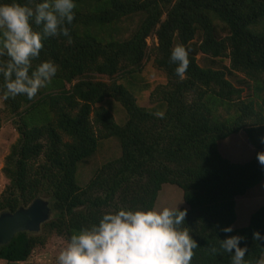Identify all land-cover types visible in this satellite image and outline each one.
<instances>
[{
    "label": "trees",
    "instance_id": "1",
    "mask_svg": "<svg viewBox=\"0 0 264 264\" xmlns=\"http://www.w3.org/2000/svg\"><path fill=\"white\" fill-rule=\"evenodd\" d=\"M12 2L43 0H0ZM74 2L72 43L45 37L32 62V70L46 60L57 65L50 83L32 99L5 100L0 75V121L9 116L18 132L4 157L0 213L37 197L51 209L37 232L0 245V260L24 262L54 237L66 244L106 212L154 208L161 186L171 184L187 213L180 227L198 246L191 264H231L220 247L229 236L243 237L239 246L254 264L264 254V240L253 239L264 236V204L246 226L221 229L236 218V197L264 176L256 158L264 152V0ZM176 44L189 54L183 79L170 60ZM239 131L254 148L243 162L221 148Z\"/></svg>",
    "mask_w": 264,
    "mask_h": 264
},
{
    "label": "clouds",
    "instance_id": "2",
    "mask_svg": "<svg viewBox=\"0 0 264 264\" xmlns=\"http://www.w3.org/2000/svg\"><path fill=\"white\" fill-rule=\"evenodd\" d=\"M75 8L74 0H43L34 7L18 2L0 4V57L7 58L6 62H0V75L6 89L3 97L5 100L18 95L32 99L51 82L57 73V65L52 60H46L32 70V62L39 59L45 37L64 36L68 38L69 44L72 43L66 25L73 22ZM33 22L36 26H42V32L34 30ZM188 55L182 44H176L171 51L170 60L178 65L175 72L181 79L185 78L189 67ZM155 115L161 119L164 117L163 112ZM261 142H264V137H261ZM256 158L264 166V152H258ZM186 214V210L177 207L135 210L119 208L106 212L97 224L74 229L56 257V262L191 264L193 249L198 246L188 228L180 227L184 224ZM221 230L231 232L232 228L229 226ZM242 239L240 236H229L220 241L223 251L232 254L231 264H253L245 260L247 248L239 246ZM253 239L264 240V236L253 232ZM210 251L216 254L218 249L212 246ZM29 258L26 261L29 262ZM254 264H264V256Z\"/></svg>",
    "mask_w": 264,
    "mask_h": 264
},
{
    "label": "rangeland",
    "instance_id": "3",
    "mask_svg": "<svg viewBox=\"0 0 264 264\" xmlns=\"http://www.w3.org/2000/svg\"><path fill=\"white\" fill-rule=\"evenodd\" d=\"M147 43H150V39H147ZM201 57L202 55H197L198 64H202L200 62ZM96 79L108 80L104 76H97ZM2 101L3 100L0 96V109ZM111 107L112 112L114 113L117 106L111 104ZM5 117H1L0 121V191L7 183V179L2 172L4 157L8 154L9 146L16 140L18 134L12 122V118H9V116ZM221 148H223L224 153L221 151L223 156H226V151L227 153H231L236 161L238 160L240 162L250 160L254 153V148L247 143L246 133L242 131H239L237 134L223 142ZM80 173L81 178H83V181L86 182L87 179L85 177V170L81 169ZM235 202L236 218L231 224L232 229L246 226L248 224L250 214L259 206L264 204V176L257 185L248 189L246 194L237 196ZM182 206H184V202L182 200V192L180 188L176 185L163 184L158 192L154 208H179ZM64 246L65 243L59 237H54L45 248L37 250L35 255L30 256L29 262L32 264H57L56 257ZM262 256H264V254ZM0 264H4V262L0 260Z\"/></svg>",
    "mask_w": 264,
    "mask_h": 264
},
{
    "label": "water",
    "instance_id": "4",
    "mask_svg": "<svg viewBox=\"0 0 264 264\" xmlns=\"http://www.w3.org/2000/svg\"><path fill=\"white\" fill-rule=\"evenodd\" d=\"M50 206L46 198L37 197L26 207L13 212L0 213V245L8 243L20 231L37 232L40 225L50 217Z\"/></svg>",
    "mask_w": 264,
    "mask_h": 264
},
{
    "label": "crops",
    "instance_id": "5",
    "mask_svg": "<svg viewBox=\"0 0 264 264\" xmlns=\"http://www.w3.org/2000/svg\"><path fill=\"white\" fill-rule=\"evenodd\" d=\"M22 264H31L30 262L26 261L25 263H22Z\"/></svg>",
    "mask_w": 264,
    "mask_h": 264
}]
</instances>
